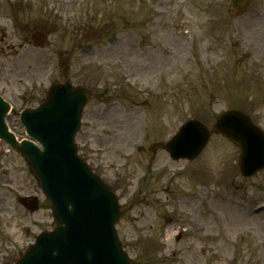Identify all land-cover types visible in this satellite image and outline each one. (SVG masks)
Returning a JSON list of instances; mask_svg holds the SVG:
<instances>
[{
    "label": "rangeland",
    "instance_id": "rangeland-1",
    "mask_svg": "<svg viewBox=\"0 0 264 264\" xmlns=\"http://www.w3.org/2000/svg\"><path fill=\"white\" fill-rule=\"evenodd\" d=\"M250 2L238 18L232 0H0V88L19 108L38 105L57 80L88 87L76 141L118 194L116 227L136 264H264V169L244 177L240 147L216 132L196 159L166 149L191 117L209 127L231 107L264 117V0ZM35 30L47 34L43 48L32 45ZM18 119L11 126L24 133ZM31 195L38 211L18 203ZM51 218L11 150L0 170V262L18 258Z\"/></svg>",
    "mask_w": 264,
    "mask_h": 264
},
{
    "label": "water",
    "instance_id": "water-1",
    "mask_svg": "<svg viewBox=\"0 0 264 264\" xmlns=\"http://www.w3.org/2000/svg\"><path fill=\"white\" fill-rule=\"evenodd\" d=\"M83 96L85 102L83 90H73L59 83L54 86L49 101L41 107V112L25 114L23 119L29 132L45 143L46 148L43 151L33 148L25 141L16 144L4 130V123L0 118V136L8 139L31 161L43 189L55 206L54 231L43 234L41 245L21 264H64L63 259H70L65 255L81 256V249L75 247L76 244L92 251L107 246L108 253H119L124 257L117 260V264H131L120 244L115 245V241L110 239L115 214L119 213L114 195L74 157L76 152L71 146V139L78 126ZM51 125L53 127L50 130L48 126ZM217 127L242 145L244 155L241 164L245 173H251L264 165V135L254 127L248 117L228 113L219 121ZM187 129L185 127L183 131ZM189 130L192 132L187 131L185 136L193 138L191 142L183 141V136L178 137L179 143L176 140L173 142L171 149L175 157L192 158L205 144L206 134L195 123ZM183 145L187 148H183ZM189 148L193 150L187 151ZM257 160L260 162L256 165ZM91 221L95 222V232L90 230L93 226ZM69 249L73 251L70 252ZM81 257L88 260L90 252Z\"/></svg>",
    "mask_w": 264,
    "mask_h": 264
}]
</instances>
